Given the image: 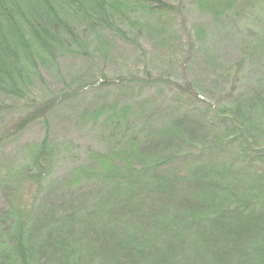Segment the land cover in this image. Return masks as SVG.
<instances>
[{
  "label": "trees",
  "instance_id": "obj_1",
  "mask_svg": "<svg viewBox=\"0 0 264 264\" xmlns=\"http://www.w3.org/2000/svg\"><path fill=\"white\" fill-rule=\"evenodd\" d=\"M213 3L202 4L216 30L190 44L211 85L130 76L34 97L59 58L97 45L106 58L104 31L139 46L182 14V0H0V146L33 123L48 128L60 98L62 110L108 83L119 97L172 92L164 105H98L97 148L61 178L65 151L48 130L0 168V264H264V0ZM236 4L250 22L234 19ZM224 42L238 53L228 65Z\"/></svg>",
  "mask_w": 264,
  "mask_h": 264
},
{
  "label": "rangeland",
  "instance_id": "obj_2",
  "mask_svg": "<svg viewBox=\"0 0 264 264\" xmlns=\"http://www.w3.org/2000/svg\"><path fill=\"white\" fill-rule=\"evenodd\" d=\"M205 1L211 2L214 6L213 2L218 0H182V14L167 17L168 24L162 34L157 33L155 37L150 36L149 33L140 34L139 46L126 42L110 32H102L100 42L108 47L106 58L98 50L97 44L95 50H90V55L71 53L61 57L58 59V74L54 73V76H51L43 72L49 85L48 90L43 91L40 84L32 89L30 96L39 97L48 92L49 95L61 96L62 91L71 87L76 89L83 81L96 83L101 80H111L114 82L116 78L130 76L149 82L156 77L164 76L182 85H185L184 83L190 78H197L207 86L211 85L214 83V74L207 73L203 66L198 64L195 49L192 45L190 46L192 41H197L205 30L211 32L215 29L212 10L203 8L202 3ZM238 11L239 4H236L231 9L234 19L240 23L250 22L245 14L238 16ZM218 37H221V33H217L214 39ZM224 43L221 49L226 61L224 63L228 65L237 59L238 53L234 51L230 43ZM137 85L138 83L135 84ZM118 91L116 85L108 83L101 91H87L83 95L81 104L70 103L62 110L60 98L58 101L60 104H55L50 109L48 128L42 123H33L20 135L0 146V168L3 169L21 161L24 156L23 151L41 141L48 130L50 142L58 143L60 146L62 144L65 151L66 158L56 161L53 170V175L61 178L71 167L75 168L82 164L88 149L97 148L95 129L98 125L95 124V119L100 110L98 105L119 98L120 101L124 99L136 101L137 105L141 104L142 100L151 106L164 105L172 96L170 90L161 91V94L157 95L153 89L139 90L136 87L134 97H119ZM96 93H102L104 97L97 99ZM19 108L21 104L15 103L11 111L20 112ZM11 115L7 112L2 115V118L6 121Z\"/></svg>",
  "mask_w": 264,
  "mask_h": 264
}]
</instances>
